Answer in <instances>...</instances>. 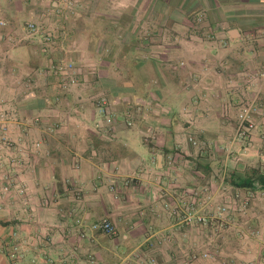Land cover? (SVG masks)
I'll list each match as a JSON object with an SVG mask.
<instances>
[{"label":"crops","instance_id":"1","mask_svg":"<svg viewBox=\"0 0 264 264\" xmlns=\"http://www.w3.org/2000/svg\"><path fill=\"white\" fill-rule=\"evenodd\" d=\"M195 243L264 264V0H0V264H192Z\"/></svg>","mask_w":264,"mask_h":264},{"label":"built area","instance_id":"2","mask_svg":"<svg viewBox=\"0 0 264 264\" xmlns=\"http://www.w3.org/2000/svg\"><path fill=\"white\" fill-rule=\"evenodd\" d=\"M28 31L31 34L40 33L41 38L44 42H50L52 40V34L50 33H41L42 27L38 26L35 22H28L26 25ZM51 72L61 78V80L66 81L68 84H75L77 82V77L74 74L73 64L70 61H66L65 59H58L51 63L49 68ZM97 105L100 112L105 111L106 101L103 97L97 100ZM254 108L252 105H246L241 113L239 114L238 126L235 134V138L238 140L246 139L249 137L251 131L254 128V122L250 116V111ZM195 143V141H193ZM221 213L225 211V208L222 207L220 209ZM181 220L186 222L189 225H204L208 221V216L206 214L200 213L195 207L191 206L185 209V211L180 214ZM95 230H99L105 233H113L114 226L108 221H99L95 222L91 226ZM206 257L207 254L204 253L202 255Z\"/></svg>","mask_w":264,"mask_h":264},{"label":"rangeland","instance_id":"3","mask_svg":"<svg viewBox=\"0 0 264 264\" xmlns=\"http://www.w3.org/2000/svg\"><path fill=\"white\" fill-rule=\"evenodd\" d=\"M133 145H135L136 147L138 146L137 143L134 142V141H133ZM200 228H201L200 226H196V225L193 227L194 230L195 229L196 230H200ZM194 247H195L194 248V255H195V257L192 258V260H193V263L192 264H202V262L204 263L205 261H203V260H205V259L202 258V256H201L202 251L200 249V248H202V244L201 243H197V244L195 243Z\"/></svg>","mask_w":264,"mask_h":264},{"label":"trees","instance_id":"4","mask_svg":"<svg viewBox=\"0 0 264 264\" xmlns=\"http://www.w3.org/2000/svg\"><path fill=\"white\" fill-rule=\"evenodd\" d=\"M261 181L260 178H258ZM260 183V182H259ZM236 186L244 188L246 190H252L254 188L252 179L245 178L237 183H234Z\"/></svg>","mask_w":264,"mask_h":264}]
</instances>
